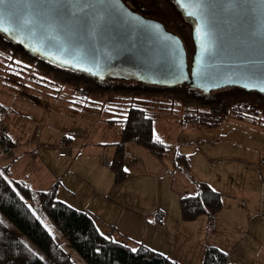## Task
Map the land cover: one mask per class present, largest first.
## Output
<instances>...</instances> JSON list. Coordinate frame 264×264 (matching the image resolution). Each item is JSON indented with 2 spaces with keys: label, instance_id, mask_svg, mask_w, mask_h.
Instances as JSON below:
<instances>
[{
  "label": "rangeland",
  "instance_id": "1",
  "mask_svg": "<svg viewBox=\"0 0 264 264\" xmlns=\"http://www.w3.org/2000/svg\"><path fill=\"white\" fill-rule=\"evenodd\" d=\"M4 67L0 62V105L7 111L0 110V115L15 146L12 155L0 154V168L11 166L13 178L27 177L34 190L44 192L57 185V199L89 210L104 236L151 242L172 250L174 258L186 264H202L206 245L213 243L227 253L233 250L231 263L264 264V230L262 237L251 231L243 238L248 218L264 203V131L234 119L226 121L223 129L188 126L180 131L176 121L182 107L156 120V135L169 144L177 142L191 157L196 178H205L232 196L224 197V209L215 215L214 226L205 214L186 221L180 192L193 179L182 170L174 172L172 148L157 157L146 147L127 143L130 156L124 167L129 175L124 185L117 183L109 166L123 123L109 129L96 110L84 112L76 106L78 99L67 88L58 96L55 90L19 87ZM220 134L226 138L216 142ZM60 150L66 158L58 157ZM38 218L76 264H87L50 217L38 212Z\"/></svg>",
  "mask_w": 264,
  "mask_h": 264
},
{
  "label": "trees",
  "instance_id": "2",
  "mask_svg": "<svg viewBox=\"0 0 264 264\" xmlns=\"http://www.w3.org/2000/svg\"><path fill=\"white\" fill-rule=\"evenodd\" d=\"M130 4L135 12L163 22L180 37L188 58L187 69L192 72L195 25L181 4L177 0H130ZM0 62L19 87L55 90L58 96L67 88L78 99L76 106L84 112L96 110L104 116L109 129L123 123L109 166L117 183H123L129 175L124 171L127 143L146 147L157 157L165 154L168 146L154 135V124L157 119L174 114L176 107L183 108L178 119L183 127L210 129L234 119L264 129V92L234 86L206 92L187 83H151L131 74L104 76L83 72L30 49L4 24H0ZM0 110L7 111L1 105ZM9 140L15 146L10 135ZM173 157L174 167L186 172L198 189L197 194L180 199L184 220L192 221L205 214L214 226L215 215L223 204L222 193L194 178L190 157L180 152ZM56 189L57 185L48 192L34 190L28 181L13 178L11 166L0 168V264H47L45 260L76 264L44 227L38 212L51 218L58 233L87 264H181L142 243L135 248L104 236L94 216L57 199ZM204 255L202 264H232L229 254L216 245L208 246Z\"/></svg>",
  "mask_w": 264,
  "mask_h": 264
},
{
  "label": "water",
  "instance_id": "3",
  "mask_svg": "<svg viewBox=\"0 0 264 264\" xmlns=\"http://www.w3.org/2000/svg\"><path fill=\"white\" fill-rule=\"evenodd\" d=\"M177 1L195 25L192 72L180 37L135 12L130 0H0V24L83 72L264 92V0Z\"/></svg>",
  "mask_w": 264,
  "mask_h": 264
},
{
  "label": "crops",
  "instance_id": "4",
  "mask_svg": "<svg viewBox=\"0 0 264 264\" xmlns=\"http://www.w3.org/2000/svg\"><path fill=\"white\" fill-rule=\"evenodd\" d=\"M236 122V121H235ZM227 122H225L224 124H222L221 126H219V127H214V128H221V129H223L222 127H223V125H225ZM237 123V122H236ZM176 124H178V128H179V130L181 131L182 129H184L185 127H183V126H181L180 124H179V122H178V120L176 121ZM238 125H239V123H237ZM155 125V124H154ZM240 126V125H239ZM248 127H251V128H249V129H258V130H261V131H264V129H262V128H260V127H257V126H248ZM214 128H211V129H214ZM221 129H219V130H221ZM195 130H199V129H195ZM206 130H208V129H206ZM210 130V129H209ZM179 131V132H180ZM154 135L156 136V137H159V136H157L156 135V133L154 132ZM121 136V135H120ZM120 136H118L117 135V137L116 138H119V139H117L118 141L117 142H119L120 141ZM226 137H224L222 134H220V137L219 138H217V140H216V142H221V140L222 139H225ZM159 139L160 140H162L165 144H167V146H168V149L169 148H172L173 149V154H172V157L174 156V154L175 153H178V152H180V153H183V154H185V155H187L188 156V154L187 153H184L183 151H181L180 150V148L178 147V145H177V142H175V143H173V144H169V143H167V142H165V140L162 138V137H159ZM116 142V143H117ZM116 143L114 144V145H116ZM137 144V143H136ZM128 145V144H127ZM126 148H127V146H126ZM129 148V147H128ZM131 149V148H130ZM167 149V150H168ZM126 155H127V157H129L130 156V154H129V152L128 151H126ZM263 153V152H262ZM115 154V153H114ZM152 154V153H151ZM263 156H264V153L262 154ZM152 156H153V154H152ZM67 157V156H66ZM66 157H63V158H66ZM114 157V156H113ZM151 158H153V157H151ZM190 159H191V157H190ZM262 159H264V157L262 158ZM191 170L192 169H194L195 167H193V165H194V162H193V160L191 159ZM131 162H132V160H131ZM153 162H155V160L153 159ZM108 163V162H107ZM157 165V164H156ZM158 166V165H157ZM173 168H174V172L176 173V174H178V171L180 170H178L177 168H175L174 167V157H173ZM155 169H157V170H163V169H161V168H159V167H155ZM183 171V170H182ZM52 173H54V177L55 178H58L59 177V174L58 173H55L54 171H51ZM192 173V172H191ZM192 174H194V173H192ZM193 176H195L194 178H196V175L194 174ZM197 179H199V180H204V181H207L208 182V184H210V186L211 187H213V188H215L217 191H219V192H221L222 193V199H223V205H222V208L220 209L221 211L219 212V213H221L222 211H223V209H224V206H225V202H226V199L224 198V197H232L231 195H228V193H226V191H225V188H221V187H218L217 185H215V184H213V183H211L209 180H207V179H205V178H196V180ZM263 179H264V175H263ZM20 180H26V181H28V179H27V177H25L24 179L23 178H21ZM28 183H30V185H32L31 184V181H28ZM126 183V180L124 181V183H122V185H124ZM262 186L264 187V181H263V184H262ZM32 187H33V185H32ZM183 191H181L180 192V198H182V197H185V196H191V195H195V194H197L198 193V189H197V185H196V183L194 182V180H193V182L192 183H190L189 185H186V186H184V188L182 189ZM230 192V191H229ZM63 201H65L66 203H68L69 204V202H67V200L64 198V199H62ZM69 205H71V203L69 204ZM72 206H74V207H76L75 205H72ZM261 208L257 211V213L256 214H254V215H250V217L248 218V222H247V224L245 225V228H244V231H245V233H244V235H243V238H245L246 237V235H247V233H249V232H253L254 233V235H258L259 237H262L263 235H262V231L264 230V219H262V217L264 218V203H263V205H261L260 206ZM77 208V207H76ZM79 209V208H78ZM86 211H88L89 212V210H86ZM90 213V212H89ZM218 213V214H219ZM253 213V212H252ZM91 214V213H90ZM217 214V215H218ZM251 214V213H250ZM92 215V214H91ZM216 219V218H215ZM149 223V222H148ZM214 231H216V229L214 230ZM259 231H261V232H259ZM102 233V232H101ZM103 234V233H102ZM120 236H122V235H120ZM123 238H116V239H114V240H118V241H122V242H124V243H126V244H129L130 246H132V247H135L136 248V246L138 245V243H142V244H144L145 246H148V247H150V248H152V249H154V250H156L157 252H161V253H163V254H165V255H167V256H169L170 258H173L174 260H177L179 263H181V264H186L185 263V261H181L179 258H174V256H173V252H172V250L171 251H169V250H166V249H163L162 247H158V246H156L155 244H152L151 242H145V241H142V240H137V239H131V238H129V237H124V236H122ZM126 239V240H125ZM133 243V244H130V243ZM213 245L215 246H217V243H213ZM213 245H206V248L208 247V246H213ZM219 248H221L222 250H223V248L222 247H220V246H218ZM225 251V250H224ZM226 251H229V258H231V256H232V252H233V250L231 249V250H226ZM230 260V259H229ZM232 264H235V263H232Z\"/></svg>",
  "mask_w": 264,
  "mask_h": 264
},
{
  "label": "built area",
  "instance_id": "5",
  "mask_svg": "<svg viewBox=\"0 0 264 264\" xmlns=\"http://www.w3.org/2000/svg\"><path fill=\"white\" fill-rule=\"evenodd\" d=\"M36 134L38 135V130L36 128ZM14 145L9 140V134L6 129V125L4 121L0 120V154H13ZM60 158L66 157L67 153L65 151L60 150L58 153ZM127 157V155H126Z\"/></svg>",
  "mask_w": 264,
  "mask_h": 264
},
{
  "label": "snow or ice",
  "instance_id": "6",
  "mask_svg": "<svg viewBox=\"0 0 264 264\" xmlns=\"http://www.w3.org/2000/svg\"><path fill=\"white\" fill-rule=\"evenodd\" d=\"M157 139H159V137H157ZM124 171H126V172H127V171H128V169H127V168H125V169H124ZM133 251H136V249H133Z\"/></svg>",
  "mask_w": 264,
  "mask_h": 264
}]
</instances>
